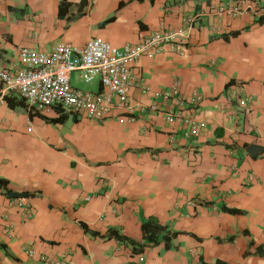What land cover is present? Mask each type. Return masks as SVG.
<instances>
[{
    "label": "crops",
    "instance_id": "obj_1",
    "mask_svg": "<svg viewBox=\"0 0 264 264\" xmlns=\"http://www.w3.org/2000/svg\"><path fill=\"white\" fill-rule=\"evenodd\" d=\"M226 1L0 0V67H21L22 47L48 52L98 37L121 48L182 30L134 65L131 113L57 121L55 109L31 112L5 96L0 264H264L245 255L249 243L264 247V17L209 12ZM174 82L186 100L201 96L182 114L203 122L195 136L150 109H173L158 94ZM70 83L100 89L80 72ZM149 218L176 232L171 248L134 253L103 238L115 230L141 243Z\"/></svg>",
    "mask_w": 264,
    "mask_h": 264
},
{
    "label": "built area",
    "instance_id": "obj_2",
    "mask_svg": "<svg viewBox=\"0 0 264 264\" xmlns=\"http://www.w3.org/2000/svg\"><path fill=\"white\" fill-rule=\"evenodd\" d=\"M208 10L219 18L237 17L249 12L259 19L264 17V0H227ZM181 34L182 30L164 29L147 35L137 44H126L121 48L98 37L90 38L83 47L57 43L48 52L22 47L17 54L21 67H0V105L7 94H13L31 112L60 108L68 115L95 122L107 120L115 111L131 113L134 106L129 103L128 96L130 90L137 86L132 73L134 65L144 56L161 54L162 46L173 44ZM74 72H80L84 82L98 78L100 89L88 91L73 87L70 76ZM143 89L147 90V86ZM158 95L163 103L171 101L173 109L163 111L154 103L150 105L151 111L161 112L169 122L182 120L189 133L197 135L203 122L192 114H182L185 106H197L201 96L195 91L192 98L186 100L178 82ZM238 103L243 106L245 101Z\"/></svg>",
    "mask_w": 264,
    "mask_h": 264
},
{
    "label": "trees",
    "instance_id": "obj_3",
    "mask_svg": "<svg viewBox=\"0 0 264 264\" xmlns=\"http://www.w3.org/2000/svg\"><path fill=\"white\" fill-rule=\"evenodd\" d=\"M60 8H62V6ZM55 110L59 113V118L57 119V121L63 120L65 119V117L68 116V114L64 113L63 110H61L60 108H56ZM5 194L7 195V197L23 196V194H16L9 191H6ZM228 211H232V210H228ZM141 232H142V240H143V242L141 243L131 240L125 236H122L115 230H109L108 235L103 238L115 239L117 241L127 243L132 247L134 253H140L143 252L146 247H151V246L154 247L159 245V243L161 242L164 243V247L166 249H169L171 248L172 245L171 244L172 239L176 236V232L171 231L167 225L160 224L154 218H149L141 224ZM249 254L257 255L264 258V247L257 246L256 248H252V243H249L245 251V255H249ZM218 264H223V263L218 262Z\"/></svg>",
    "mask_w": 264,
    "mask_h": 264
}]
</instances>
